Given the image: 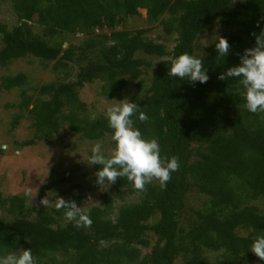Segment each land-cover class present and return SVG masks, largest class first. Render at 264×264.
I'll use <instances>...</instances> for the list:
<instances>
[{"label": "trees", "instance_id": "1", "mask_svg": "<svg viewBox=\"0 0 264 264\" xmlns=\"http://www.w3.org/2000/svg\"><path fill=\"white\" fill-rule=\"evenodd\" d=\"M3 2L18 25L9 30L0 22V69L31 57L49 65L54 76L31 94L24 89L27 73L0 76V92L20 91L11 126L26 118L33 131L19 146L53 143L62 129L86 140L111 136L106 115H91L80 90L97 82L100 96L120 99L131 83L139 93L134 103L149 117L140 122L137 113L134 127L158 142L162 160L175 156L180 167L164 187L151 182L137 190L126 177L105 182L102 203L83 210L92 220L88 228L67 221L63 209L28 206L27 196L0 193V209L12 216L0 218V256L30 248L38 264H176L179 258L181 264H264L250 251L264 236V113L244 107L236 79L217 78L255 46L252 33L264 29V0ZM140 9L148 24L175 34L170 50L147 38L149 28H119L141 16ZM216 24L230 48L220 57L216 42L199 57L208 81L169 77L171 60L185 52L194 56L195 42ZM77 34L79 43L63 48ZM57 176L52 173L37 199L58 183ZM194 188L202 198L190 209L192 219L182 221L184 200ZM136 192L138 200L127 202ZM67 200L79 205L83 198Z\"/></svg>", "mask_w": 264, "mask_h": 264}, {"label": "rangeland", "instance_id": "2", "mask_svg": "<svg viewBox=\"0 0 264 264\" xmlns=\"http://www.w3.org/2000/svg\"><path fill=\"white\" fill-rule=\"evenodd\" d=\"M141 16L129 18L124 25L119 28L135 31L149 28L147 38L163 43L167 50H170L175 43V34L164 35L159 26L150 25L145 20V11L139 10ZM0 22L7 25L10 30L18 25L15 14L12 12L10 4L3 2L0 6ZM34 30L37 28L34 26ZM222 27L216 24L214 29L204 32L195 42L196 49L194 56L199 58L205 53L208 47L218 42L222 32ZM107 32V31H105ZM82 37L77 34L69 36L67 42L63 43V48L68 44H77ZM51 64V63H50ZM18 72L27 73L29 84L24 88L29 94L41 84L53 79V74L49 71V65L44 64L36 58L28 57L15 61L8 69H0V76L5 74H15ZM19 90L0 92V193L5 196H25V191L31 189L32 199L28 197V206H55L57 198L68 199L69 197L81 196L82 203L77 205L82 210L102 203L103 185L96 183V165L89 166L88 158L91 149L96 143L101 144L102 154L109 156L115 147V142L111 136H106L101 140L82 139L78 134H74L68 129L59 131V137L53 143L36 142L34 145L19 146L18 144L33 137V131L29 127V121L22 118L13 128L11 122L14 114L18 111L13 105L19 100ZM136 92L134 85L128 83L119 92L120 99H108L99 95L98 83L86 84L80 90V99L88 106L91 115L106 114V110L117 102L127 99L129 102L135 101ZM57 173L58 183L52 189L45 190L44 196L37 199L39 189L43 184H51L52 173ZM158 183L159 181L153 180ZM139 193L136 192L127 199L137 201ZM198 198H202L194 188L187 193L184 200L186 210L182 215V221L191 220L190 209H196L199 204ZM47 200V204H42V200ZM0 218L12 219L0 209ZM153 241V238H152ZM145 252L146 249H143ZM179 258L176 264H181Z\"/></svg>", "mask_w": 264, "mask_h": 264}, {"label": "clouds", "instance_id": "3", "mask_svg": "<svg viewBox=\"0 0 264 264\" xmlns=\"http://www.w3.org/2000/svg\"><path fill=\"white\" fill-rule=\"evenodd\" d=\"M255 37V46L244 50L240 56L238 66L230 67L221 73L219 80L238 81L237 93L244 99V107L251 113H264V29ZM230 45L227 39L218 37L215 50L220 57L229 53ZM169 77L185 78L189 83H206L209 76L206 74L203 60L188 53H182L171 60ZM242 88V91L240 90ZM138 113L140 122H147L148 115L140 111V107L127 99L117 102L106 110L108 127L112 129L111 139L115 147L109 156L101 151V144L96 143L91 149L88 165H100L95 173L96 183L103 185L114 184L118 178L126 177L137 190H144L146 184L153 180L159 181L161 187L166 186L171 174L179 170L180 163L177 157L162 160L160 146L155 139L146 140L141 132L134 127L132 117ZM95 119V117H93ZM25 196L32 199L31 189L25 191ZM47 204V200H42ZM56 211L64 210V218L74 222L77 228L91 227L89 215L77 206L75 200L57 198ZM250 251L260 260H264V236H258L251 244ZM0 264H38L32 255L31 249H23L17 254L15 251L0 256Z\"/></svg>", "mask_w": 264, "mask_h": 264}]
</instances>
